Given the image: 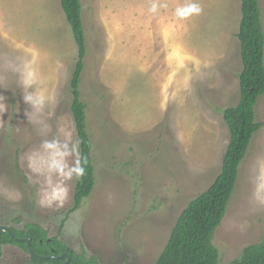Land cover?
<instances>
[{
    "label": "rangeland",
    "instance_id": "374dc122",
    "mask_svg": "<svg viewBox=\"0 0 264 264\" xmlns=\"http://www.w3.org/2000/svg\"><path fill=\"white\" fill-rule=\"evenodd\" d=\"M150 2L82 0L87 53L80 90L95 186L68 214L77 181L63 207L36 203L39 186L30 182L25 157L45 137L27 122L22 93L55 94L46 138L67 127L79 141L71 112L73 32L60 0H0V96L8 106L0 115V225L37 224L99 264H155L183 208L214 181L229 143L222 109L240 96L241 0H192L203 11L187 21L173 16L185 0H161L168 8L156 15L148 12ZM259 5L264 29V0ZM256 112L262 126L213 233L218 264L264 240V203L257 199L264 182V95ZM0 264L36 263L8 243L1 245Z\"/></svg>",
    "mask_w": 264,
    "mask_h": 264
},
{
    "label": "trees",
    "instance_id": "16d2710c",
    "mask_svg": "<svg viewBox=\"0 0 264 264\" xmlns=\"http://www.w3.org/2000/svg\"><path fill=\"white\" fill-rule=\"evenodd\" d=\"M67 21L71 26L77 45V59L70 78L72 94L71 112L79 139L80 156L87 159L85 175L77 181L73 206L76 210L84 198L90 196L95 186L92 148L93 143L87 128L86 103L81 97L80 84L87 53L86 32L83 23L82 0H60ZM241 18L236 37L239 42L242 69L239 73V100L235 105L222 109L229 129V143L223 154L221 170L214 181L193 197L183 208L158 255L155 264H218L219 252L213 244V233L221 223L231 195L235 189L239 167L245 158L254 134L262 123L257 119L256 107L264 95V29L259 0H241ZM12 234H0L2 244H17L28 251V238L36 264H63L65 258H48L52 253H68L67 264H99L96 257H86L85 251L75 252L58 237H50L45 229L27 223L23 229L10 227ZM230 264H264V240L245 246L240 255Z\"/></svg>",
    "mask_w": 264,
    "mask_h": 264
},
{
    "label": "clouds",
    "instance_id": "9594fccd",
    "mask_svg": "<svg viewBox=\"0 0 264 264\" xmlns=\"http://www.w3.org/2000/svg\"><path fill=\"white\" fill-rule=\"evenodd\" d=\"M168 3L161 0H151L148 12L156 15L161 9H167ZM202 7L185 0V3L175 7L173 16L177 21H187L202 13ZM35 83L34 78L26 84L31 87ZM5 97L0 96V115L7 111ZM22 101L28 106L30 111L24 112L27 122L37 128V132L42 139L36 150L26 154L25 162L28 171L31 173L30 182L39 186L37 192V205L42 209H59L67 203L69 199V184L79 181L85 175L87 159L82 160L79 151V141L74 140V132L70 128H59L57 134L47 139L52 134V125L48 122L54 116V109L58 104L55 94L47 95L44 91L24 92ZM51 107V111L46 113V108ZM34 177V179H33ZM264 191V182L257 188V199L264 203L259 193ZM16 199L21 198L17 192Z\"/></svg>",
    "mask_w": 264,
    "mask_h": 264
},
{
    "label": "water",
    "instance_id": "95a60500",
    "mask_svg": "<svg viewBox=\"0 0 264 264\" xmlns=\"http://www.w3.org/2000/svg\"><path fill=\"white\" fill-rule=\"evenodd\" d=\"M2 231L7 232V233L13 235L12 234V231H11V228L8 227V226L0 225V234H1ZM19 240L25 241L26 242L27 249H28V252L29 253H33L32 249L30 247V241H29L28 238H19ZM54 257H57V258H65V261H64L63 264H67V262L69 261V258H70L69 254L66 253V252L65 253H62L60 255H56V254L52 253L50 255L44 256L45 259L54 258ZM90 264H92V263H90Z\"/></svg>",
    "mask_w": 264,
    "mask_h": 264
}]
</instances>
